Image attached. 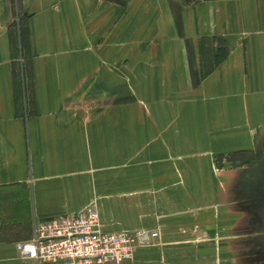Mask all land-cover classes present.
<instances>
[{"label": "crops", "instance_id": "obj_1", "mask_svg": "<svg viewBox=\"0 0 264 264\" xmlns=\"http://www.w3.org/2000/svg\"><path fill=\"white\" fill-rule=\"evenodd\" d=\"M18 7L32 113L27 103L24 118L15 101L13 10L0 0V264H33L15 249L31 237L33 219L77 211L108 180L116 191L119 129L172 154L205 153L190 160L264 139V0H19ZM217 38L225 54L213 64L212 54L199 57L200 42ZM119 97L136 99L126 114L140 113V123L121 127ZM87 99L96 103L90 121L74 106ZM215 176L222 194L248 178L237 170ZM215 195L209 204L225 201Z\"/></svg>", "mask_w": 264, "mask_h": 264}, {"label": "rangeland", "instance_id": "obj_2", "mask_svg": "<svg viewBox=\"0 0 264 264\" xmlns=\"http://www.w3.org/2000/svg\"><path fill=\"white\" fill-rule=\"evenodd\" d=\"M10 4L14 15L8 31L12 32L10 27L17 22L16 13H21L19 0H10ZM200 43L199 57L209 59L212 54L213 64L223 58L225 46L220 39ZM212 44L214 50L209 51ZM187 56L190 57L188 53ZM27 80L24 91L30 106ZM135 102L133 97L117 99L121 127H125L126 120L141 122L140 113L133 115L130 109L126 114V106ZM95 105L90 99L81 105L74 104L83 107L87 121L92 120ZM29 106L22 108L24 118L30 114ZM120 132L132 131L119 129ZM121 134L116 151L119 176L116 191L108 180L97 187L100 193H94L91 201L80 209L51 218L74 215L93 206L102 231L104 225L116 231L148 228L157 232L150 244L139 246L145 247L139 248L143 254L134 253V249L129 260L117 264H147V260L152 261L150 264H264V139L251 147L215 150L210 161H205L190 160L205 154L195 147L193 151L172 154L167 145H149L143 136L131 138ZM209 169L214 174L211 180ZM233 170L248 175L247 182L222 194L215 174ZM258 172L261 176L249 178ZM210 193L225 201L209 204ZM36 220L39 219L31 222V228Z\"/></svg>", "mask_w": 264, "mask_h": 264}, {"label": "built area", "instance_id": "obj_3", "mask_svg": "<svg viewBox=\"0 0 264 264\" xmlns=\"http://www.w3.org/2000/svg\"><path fill=\"white\" fill-rule=\"evenodd\" d=\"M153 229L102 231L93 206L74 215L39 219L29 240L16 243L21 258L34 264H117L129 260L136 247L148 245Z\"/></svg>", "mask_w": 264, "mask_h": 264}, {"label": "trees", "instance_id": "obj_4", "mask_svg": "<svg viewBox=\"0 0 264 264\" xmlns=\"http://www.w3.org/2000/svg\"><path fill=\"white\" fill-rule=\"evenodd\" d=\"M17 22L11 25V31H8L9 45L11 50V57L13 63V89L15 92V101L20 103L21 109H28L26 104L29 103V97L25 94V83L27 76L30 77L28 53L27 50V28L25 23V16L20 15L17 11L15 16ZM18 58V59H17ZM23 114V109H22ZM26 115V113L24 112Z\"/></svg>", "mask_w": 264, "mask_h": 264}]
</instances>
